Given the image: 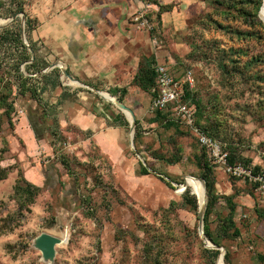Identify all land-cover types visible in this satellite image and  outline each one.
<instances>
[{
	"label": "rangeland",
	"instance_id": "obj_1",
	"mask_svg": "<svg viewBox=\"0 0 264 264\" xmlns=\"http://www.w3.org/2000/svg\"><path fill=\"white\" fill-rule=\"evenodd\" d=\"M11 2L5 1L0 9L3 22L19 12ZM155 2L172 9L158 16ZM17 3L30 16L29 0ZM263 6L264 0L262 5L259 0H144L142 9L131 18L139 63L153 57V68L167 66L193 93L200 105L201 124L229 153H236L238 162L261 171ZM140 17L147 20L145 26L136 21ZM4 29L18 37L0 33V168L7 173L0 180V264H264V203L248 181L231 177L218 165L214 170L219 199L209 217V228L223 251L215 256L218 249L206 245L199 231V211L185 206L182 198L186 190L195 196L189 185L182 192V184L191 178L200 184L207 203L197 167L203 149L176 116H169L170 126L164 124L161 114L162 119L153 122L157 113L151 109V93L133 82L139 68L136 57L128 83L88 86L70 74L81 83L74 86L60 67L43 72L60 63L44 45L36 46L37 67L29 65L31 58L21 62V44L27 47L32 41L26 19L18 16ZM18 70L38 89L36 105L30 94L20 93ZM187 73L193 78L192 88ZM58 84L79 111L86 105L94 131H82L76 125L77 108L66 107L67 98L62 100L55 92ZM123 90L122 102L134 110L138 121L133 145L126 115L101 94L116 100ZM80 92L87 95L82 98L77 95ZM22 110L36 125L38 149L36 145L28 150V143L17 132ZM117 116L120 121L115 120ZM117 126L122 132L110 138L104 152L96 134ZM63 160H67L69 172ZM30 166L39 167L48 178L38 189L28 185L31 181L25 169ZM142 166L148 174L141 171ZM227 196H233L237 206V237H224L230 209ZM43 233L64 240L50 260L36 246ZM221 253L224 257L219 258Z\"/></svg>",
	"mask_w": 264,
	"mask_h": 264
},
{
	"label": "crops",
	"instance_id": "obj_2",
	"mask_svg": "<svg viewBox=\"0 0 264 264\" xmlns=\"http://www.w3.org/2000/svg\"><path fill=\"white\" fill-rule=\"evenodd\" d=\"M143 3V0H29V15L38 22L31 31V40L36 46L44 45L52 51L53 56L59 58L61 66L69 74L77 76L87 85L95 82L128 83L133 78L135 57L136 66L140 58L135 53L138 42L134 37L136 29L131 18L142 9ZM56 91L62 100L67 98L64 101L66 107L73 105L74 109L77 108L63 95L59 85ZM77 95L84 98L87 94L80 92ZM32 99L36 105L38 101L33 97ZM81 108V111L77 108L76 125L82 131H94L91 126L94 119L86 114L89 112L86 105ZM31 120L27 112L22 110L17 132L28 143V150L36 145L37 149L39 147ZM122 127H106L100 135L96 134L104 152H107L110 138H115L116 132H122ZM39 142L43 140L40 139ZM40 148L43 149L44 146L41 145ZM49 149L50 147L46 151ZM25 170L30 183L37 187L42 186L44 180H48L46 173L43 170L41 172L37 166H30ZM48 175H51L49 171Z\"/></svg>",
	"mask_w": 264,
	"mask_h": 264
},
{
	"label": "trees",
	"instance_id": "obj_3",
	"mask_svg": "<svg viewBox=\"0 0 264 264\" xmlns=\"http://www.w3.org/2000/svg\"><path fill=\"white\" fill-rule=\"evenodd\" d=\"M11 1H12L11 3H16V5L18 6L17 10H19V12H24L25 19H26V26H27L28 30L32 31L36 27L38 22L36 20H32L30 18V16H28V14L25 13V10L23 8L22 3H17L18 0H11ZM262 3H263V0H259V4L262 5ZM154 4H156L159 7L158 16H160L163 12L170 11L172 9L171 5H163L160 2H155ZM4 5H5V2H0V9ZM0 33H2V35H8L9 34V36L13 37L14 39H16L18 37L17 33L10 32V30H8V29L0 30ZM21 45L24 48L25 52L24 51L22 52L23 59L21 58L20 60H21V62H28L31 58L30 52L28 51V47L24 46L23 44H21ZM30 45L34 49L36 57H35V60H33L32 62L29 61L30 62L29 65H31L32 67H37L39 65V62H38V58H37L36 45L32 41H30ZM24 53H25V56L23 55ZM153 61H155V59L153 57H152V59L143 58L140 61L138 71L133 78L134 79L133 82L136 86H138L141 90L146 91V92H150V93L152 91V88L156 84L155 67L154 68L152 67ZM44 68L37 70L36 73L40 74L41 70H43ZM18 72H19L18 73V81H19V85H20V93L22 95H25L26 93H30L33 98H35L36 100L39 101L38 93H37L38 89L36 87L32 86L29 77L24 76L22 73H20L19 70H18ZM68 73H69V71H68ZM45 77H47V76H45ZM123 95H125V90L122 91V96L120 97L121 101L123 100ZM184 101H186V102L190 101L191 104L194 106V108L196 110V112H195L196 124L198 126H200L203 130H205L211 137L215 138L211 134V132L205 126H203L201 124V121H200L201 117H200V112H199L200 105L198 103H196V101L193 99V93L190 91V89L188 87L184 88ZM156 113H157V116L154 118L153 122H156L159 119L163 118L164 124L167 126H170V123H172L170 121V118H169V116L172 115L171 109H169L168 111H164V112L158 111ZM160 114L163 115L162 118L158 117V115H160ZM7 116L9 117V121L11 122V118H10L11 113L8 111V109H7ZM115 120L120 121L121 116H117L115 118ZM137 123H138V121H136L135 139L138 136ZM121 125L123 126L124 124H121ZM33 126H34V129L36 130V125H33ZM202 149H203V151L197 160V167L200 170V178L204 182L205 187H206L205 194H207V203H206V210H205V217H204V231H205V235L207 236V238L212 243H214L217 246H220L219 241L213 237V235L210 231V228H209V217H210L211 213L213 212L215 205L217 204V201L219 199V197L217 196V193H216L217 180L215 177V170H214L215 166L209 160L206 150L203 147H202ZM237 158L238 157H237L236 153L234 151H230L228 161L231 165L241 163V162L237 161ZM174 163H177V161H174ZM242 164L248 165L247 163H242ZM63 165L69 172L70 168H69V164H68L67 160H63ZM255 170L259 171L257 168ZM141 171L144 174H148V169L145 166L141 167ZM166 176H168V175H166ZM6 177H7L6 170L0 168V180L5 179ZM28 185L29 186L31 185V187L38 189V187L30 184L29 182H28ZM31 194H34V192H31ZM195 196L191 195L189 190H186L182 196L183 203L185 206L189 207L190 209H192L194 211H199V204H198V201L195 198ZM226 199H227V202L230 206V209H229V214L225 220L226 224L224 225V229H223L224 237H229V238L237 237L240 235V230L238 229V227L236 226V223L234 221L237 206H236V203L233 202V196H227ZM213 253L215 256H217L219 254V250L214 251ZM225 259H227V254L225 256Z\"/></svg>",
	"mask_w": 264,
	"mask_h": 264
},
{
	"label": "built area",
	"instance_id": "obj_4",
	"mask_svg": "<svg viewBox=\"0 0 264 264\" xmlns=\"http://www.w3.org/2000/svg\"><path fill=\"white\" fill-rule=\"evenodd\" d=\"M136 18V21H141ZM147 20H142L140 25L145 26ZM156 84L151 91V109L154 112H164L171 109L172 115L176 116L179 123L185 126L203 147L209 160L220 167L231 177L248 181L256 195L264 203V171H256L250 165L242 163L231 165L228 161L229 152L225 144L211 137L205 130L196 124L195 108L190 102L184 101V87L163 64L155 66ZM187 82L193 87V78L187 73Z\"/></svg>",
	"mask_w": 264,
	"mask_h": 264
},
{
	"label": "water",
	"instance_id": "obj_5",
	"mask_svg": "<svg viewBox=\"0 0 264 264\" xmlns=\"http://www.w3.org/2000/svg\"><path fill=\"white\" fill-rule=\"evenodd\" d=\"M5 1H7V0H0V2H5ZM18 16H21L23 18V20L25 19L24 12H17L9 21L1 23L0 24V29H4L10 22L15 20ZM26 45H27L29 51L31 52V60H30V62H32L33 60H35V57H36L34 49L30 45H28V43H26ZM55 67H60L61 68L63 76H67V77L70 78L71 81L78 82L79 84H81L78 80H76L75 78L71 77L70 74L68 73V71L63 66H61L60 63L52 64L47 70H45L43 72H46V71H48L50 69H53ZM96 92L99 94L100 91L96 90ZM115 104L126 115L128 121H129V124H130L129 143L131 145H133L134 132H135V126H136V114H135V112H134V110L132 108L127 106L124 102H122L118 98H116V103ZM182 185H183V191L182 192H184L187 189L186 181ZM204 189H205V192H206V187L205 186H204ZM205 210H206V202L202 206L199 204V231H200V234L202 235V238L204 239V241H205V243H206V245L208 247H212V248L218 249L220 251H223V248H221L220 246H217L214 243H212L207 238V236L205 235V231H204ZM61 243H62L61 239H59V238H57V237H55L53 235L47 234V233H43L36 240V246L42 252L43 257L46 260H50V259H52L54 257L55 251H56V246L58 244H61ZM221 256L224 257V254L221 253L219 258Z\"/></svg>",
	"mask_w": 264,
	"mask_h": 264
},
{
	"label": "bare ground",
	"instance_id": "obj_6",
	"mask_svg": "<svg viewBox=\"0 0 264 264\" xmlns=\"http://www.w3.org/2000/svg\"><path fill=\"white\" fill-rule=\"evenodd\" d=\"M263 8H264V6H263ZM263 12H264V10H263ZM1 23H3V20H0V24H1ZM72 83H73V82H71V84H72ZM73 85H74V86H79V83L75 82ZM101 94H102V96L105 97L107 100L113 102V104L116 103V100L113 99V98H111V97H110L109 95H107L106 93H101ZM115 105H116V104H115ZM196 181H197V180H196ZM196 181H195L194 179L188 178V179H186V184L189 185V186L193 189L195 195H196L197 198H198V202H199V204L202 206V205L205 204V196H204V193H203V190H202L200 184H199L198 182H196ZM63 242H64V240H62V243H63Z\"/></svg>",
	"mask_w": 264,
	"mask_h": 264
}]
</instances>
